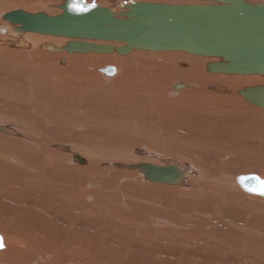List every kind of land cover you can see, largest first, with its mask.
Here are the masks:
<instances>
[{
	"label": "rangeland",
	"instance_id": "rangeland-1",
	"mask_svg": "<svg viewBox=\"0 0 264 264\" xmlns=\"http://www.w3.org/2000/svg\"><path fill=\"white\" fill-rule=\"evenodd\" d=\"M8 1H10L8 6H0V23L5 25L9 23L2 19V15L8 11L20 8L28 12L46 11L51 15H57L62 10L53 5L61 4L64 0ZM87 1H95L103 6L112 7L122 0ZM127 1L195 3L201 0ZM247 1L254 2V0ZM262 2L264 0H256L254 3ZM33 36L40 39L32 41ZM21 37L29 41L28 47L21 46L17 41L12 45L8 43L0 47V124L22 134L13 136L0 132V186L10 178H19L18 180L26 185L27 189H25L26 192L18 190L17 197L27 198V194L35 196L40 185L33 186L29 182L32 177L25 175V169L28 170V166L23 161L13 159L11 156L23 151L21 147L16 149L17 151H13L18 146L15 140L20 141L22 138L24 140L26 133L41 137L40 133H47L51 137L45 135L44 139L53 142L50 138L55 136L56 130L62 132V136L64 135L63 137L60 135V139L71 138V143H68L73 155L69 171L71 174V196L65 198L68 209L64 213H62V207L55 204L45 205L41 198L39 201L43 202L44 206L42 207L39 202L33 205L31 210L25 213L31 219L22 225L14 212L10 210L11 206L7 202H0V235L4 237L3 232L9 234L3 238L4 247L0 251L7 247L9 250L14 247L15 253L20 252L23 248H16L9 236L26 235L25 238L36 243L39 242V246H41L40 250L37 248L31 254V258L38 260V254L44 256L50 254L51 256H48L49 264H62V260L65 259H68L69 263L76 264H264V224L260 225L264 223V201L255 203L252 208L247 204V200L250 201L252 196L247 194L246 197L243 196L246 199L239 202L241 206H236L238 202H232L231 198H239L237 195L239 190L235 187V183L240 189L241 186L237 180L234 182V176L233 181L232 178L230 181L228 177L221 175L222 177L218 176L217 184H211L209 181H204L203 184L207 187L218 188V193L221 192L222 195H225L223 192L233 193L226 194L231 197V202H227L232 204L227 203V205L225 202L223 206L226 205V211L231 208L227 212L230 216L232 215L230 219L235 230L249 224L244 228L249 230L248 233L251 234L249 241L252 242H243L238 238L240 236L234 233L232 240V238H228L227 231H219L218 237L221 241L206 242L209 245H211L210 243L216 244L217 248L210 250L209 245L204 248L203 243L200 244L202 247L196 250L198 242L207 241V237L202 238L198 233L193 235L194 232L186 231L180 236L174 237L171 235L174 231L161 234L158 231L149 230H158L160 225L152 218L144 217L147 212L154 210L147 208L145 202L149 204L154 199L151 194L155 195L157 192L156 195L160 194L161 198L171 202L172 194L163 193L155 187H150V185L154 186L152 183H143L142 176L144 177V175L141 172H132L131 174V172H127L128 170H124L128 168L129 164L154 162L164 165L166 162H171L180 169L186 170L184 179L188 177H192V179L199 177L198 179H200L202 176L205 180H209L212 177H209L208 173L198 174L197 170L204 168L207 171L205 165L208 164V159H211L210 162L215 164L214 169L226 166L232 168L245 166L237 174L243 172L240 175H245L255 172L264 178L262 168L255 166L251 170L243 163L244 151L239 150L238 154L242 155L238 157H242L231 162L228 157L218 154L228 148H221L224 145L217 144L220 140L224 139L228 142L233 140L229 134L230 131L225 130V125L230 124L229 119H235V115L221 113L222 110H219L215 104H229L234 101L236 104V100H224L227 97L226 93L221 94L210 87L217 81L204 82L209 77L219 79L217 77L228 74L212 73L207 70V63L216 61L217 58L194 55L185 51L138 49H134L127 55L118 53L105 55L99 53L67 54L65 51L57 52L41 47L46 42L62 46L68 42L67 38L30 32ZM0 38L17 39L8 34H0ZM57 39L62 42L55 41ZM137 52L140 56L136 54ZM199 58L201 62L198 61ZM190 59L193 60L190 61ZM182 63L186 65L183 66ZM106 67L115 68L117 71H110L111 74L102 72L101 69ZM259 75L264 80V76ZM193 81L201 84L197 88H192L190 84L194 83ZM177 82H183L185 87L175 88ZM262 84L264 82H244L234 86L238 88L239 93L240 90H244L248 86ZM224 86L228 92H231L229 85ZM238 97L241 98L240 95ZM262 112L264 113V109ZM220 115H222L221 118ZM257 117L251 116L243 120H235L232 124H238L241 121L246 125L254 124L256 128L250 133L264 134V127L261 126L259 117ZM34 124L37 126L36 129L33 128ZM41 124L46 127H42ZM23 125L28 130L22 132ZM47 127L53 128L48 130ZM41 129L47 130L40 131ZM219 129L222 131L220 132ZM29 130H35V132ZM231 134H233L232 131ZM235 135L234 138H237L239 134ZM251 140V144L256 143L254 150L256 152H250L251 159L256 158V161L264 162V139L259 138L256 142L252 138ZM190 143H196L195 147L199 149L196 148L193 151L198 152H192L188 158H185L184 155H188L182 151L190 149ZM230 147L234 149V142ZM141 148H145L147 153L151 151L152 156L144 154ZM199 153L200 155L203 153V155L200 156ZM205 153L209 157L204 156ZM76 155L84 159V162L77 160ZM35 158L38 159V156L35 155ZM250 162L252 161L250 160ZM99 169L102 170L99 171ZM136 169L140 171L138 168ZM61 174L62 172H59V176ZM58 180L60 181V177ZM145 184H148L149 187ZM176 184L179 182H175L174 185ZM7 188L15 190L14 186ZM137 188L138 190H136ZM149 188L151 189L149 190ZM90 191L92 193H89ZM184 197L187 200L191 199V196ZM248 206L252 209H248ZM258 206L263 208L259 210L256 208ZM242 207L245 213L242 212ZM36 209L41 213L36 212ZM231 210L234 212H230ZM256 210L258 213H254L257 212ZM5 213L6 216H3ZM247 213H249L248 216ZM220 218L219 216L218 219ZM250 219L251 221H249ZM253 219L257 220L253 222ZM259 219L262 220L261 223ZM24 224L31 225L30 227L38 230L37 233L34 231L28 233ZM250 227L254 229L251 230ZM49 230L52 233H48ZM39 232H42V235ZM235 243L237 244L235 245ZM260 244L261 246H259ZM218 257L220 260L216 259ZM39 262L40 260L36 264Z\"/></svg>",
	"mask_w": 264,
	"mask_h": 264
},
{
	"label": "water",
	"instance_id": "water-1",
	"mask_svg": "<svg viewBox=\"0 0 264 264\" xmlns=\"http://www.w3.org/2000/svg\"><path fill=\"white\" fill-rule=\"evenodd\" d=\"M61 13L28 12L14 9L2 15L7 25L0 34L19 37L39 33L69 39L62 46L52 43L42 48L67 54L116 52L127 55L134 49L147 51L182 50L218 60L207 63L212 73L261 74L264 76V2L247 0H201L195 3H163L122 0L107 7L95 1L64 0L53 5ZM119 9H122L119 11ZM106 42L123 43L116 46ZM111 67L101 69L111 74ZM175 88L185 84L176 83ZM239 93L247 101L264 108V84L248 86ZM0 132L12 130L0 126ZM77 160L84 162L79 155ZM83 160V161H82ZM152 182H180L185 171L177 165L129 164ZM248 193L261 194L264 179L257 174L237 177ZM4 247L0 235V249Z\"/></svg>",
	"mask_w": 264,
	"mask_h": 264
},
{
	"label": "bare ground",
	"instance_id": "bare-ground-1",
	"mask_svg": "<svg viewBox=\"0 0 264 264\" xmlns=\"http://www.w3.org/2000/svg\"><path fill=\"white\" fill-rule=\"evenodd\" d=\"M170 1L172 2V1H177V0H170ZM181 1H183V0H181ZM255 1L256 0H254V2ZM167 2H168V0H167ZM9 4H10V1H8V0H3V1L0 2V6H8ZM121 10L122 9H119V11H121ZM0 25H5V24H1L0 23ZM13 37H15V36H13ZM16 38L17 39H14V38H12V39L11 38H7V39L0 38V47L3 44H8V43H11V45H12L13 42H16V41L23 47H28L30 45L29 41L27 39L25 40L21 36L16 37ZM39 39H40L39 37H35L34 38V36H33V39H31V40L32 41H36V40H39ZM55 41L62 42V40H60V39H57ZM47 43H52V42H46L44 44H47ZM109 43H111V44L113 43L116 46H119V44H121V46L124 45L123 43H115V42H109ZM44 44H42L41 47H43ZM52 44H54V43H52ZM56 44L57 43H55L54 45L56 46ZM172 51L181 52L182 50H172ZM141 52L142 51H140V53ZM113 53H116V52H113ZM138 53L139 52H137L136 54L138 55ZM108 54H112V53H108ZM141 54H143V53H141ZM143 55H145V54H143ZM138 56H140V55H138ZM106 58H107V56H106ZM194 58H198V57H194ZM192 60L193 59H190V61H192ZM198 61L201 62V59L199 58ZM182 64H183V66L186 65L185 63H182ZM114 70H115V68L114 69L113 68L110 69V71H114ZM116 71H117V69L115 70V72ZM259 76L260 75L257 74V73H254V74H232V73H228V74H224L222 77H217V78H219L221 80L215 79L214 77H209L206 80H204V82L207 83L208 81H217V83L211 84L210 87L215 89L216 92H219L221 94L226 93L227 97L224 100H236V104L234 103L235 101L232 102V103H229V104H224V103H220L219 105L215 104L216 106L219 107V110L220 109L222 110L221 113H227V114L235 115V119L234 118L229 119V121H230L229 123L230 124H226L225 125V130L226 131H230L229 134L231 135V137H233V140L231 142L225 141L224 139L220 140V142H218L217 144H220V146L224 145L221 148H226V147H228V148H226L225 151L223 149H222L223 151H221V152L217 151L218 154H220L223 157L224 156L228 157L230 159L229 162H231L233 160H239L238 158L242 157V156L238 157L239 155H242V154H238L239 150L244 151L245 152L244 153L245 159L243 160V163L249 167L248 169L252 170L255 166L256 167L258 166L260 169L262 168V173H264V162H258V161L255 160L256 158L255 159L254 158L251 159L252 157H251V153H250V152H252V153L256 152V151H254L256 149V145H255L256 143L255 144H251L252 143L251 138L254 139L255 142H256L259 138H263L264 139V134H261V133H250L251 130H254L256 128L254 126V124L246 125V123H243L242 121L239 122L238 124H235V123L232 124L235 120L239 121L240 119L243 120V119H246V118H250L251 116H256V117L258 116L259 120H260L259 122L262 124L261 126L264 127V113L262 112V109H264V108H260L259 106L255 105L254 103L247 101L244 96H242L240 93H238V88H236L234 86V85H237V84H240V83H244V82H247V83H260V82H262L263 83L264 80H262ZM193 82L194 83L190 84V87H192V88H197V86L201 84L200 82H196V81H193ZM232 82H235L236 84L232 83ZM181 83H183V82H181ZM224 85H229L231 87V89H229V90L231 92H234V93L228 92ZM62 87H63V85H62ZM238 95H240L241 98L238 97ZM179 99H182V98L179 97ZM256 106L259 107L260 109L257 108ZM185 110H187V109H185ZM184 115H185V113H184ZM221 116L222 115H220V118H221ZM65 119H67V118H65ZM217 119H218V116H217ZM70 120H71V118H70ZM219 122H221V121H219ZM223 122H224V120H223ZM224 123H226V122H224ZM41 125H42V127H46L44 124H41ZM0 126H2V125L0 124ZM36 127H37L36 124H34L33 128L36 129ZM39 127H41V126H39ZM53 127H51V128L47 127V129L50 130ZM55 127H57V126H55ZM6 128H8V127H6ZM216 128H217V125H216ZM216 128H214V129L216 130ZM8 129H10V128H8ZM47 129H41L40 131L47 130ZM10 130H12V129H10ZM26 130H28V129L26 127H24V125H23L21 127V131L23 132V131H26ZM29 131L30 132H35V130H29ZM219 131L221 132L222 130L219 129ZM231 131L233 132L234 135L236 133H237V135L239 134L238 137L234 138V135L231 134ZM61 133L62 132H57L55 130V136L53 138H50V139L53 140V142H50V140H45L44 139L45 135L51 137V135H49L47 133H45V134L44 133H40L42 135V137L26 133V135L23 134L24 137H25L24 140H22L23 138L20 141H16L15 140V142L18 144V146L13 151H15L16 149H18L20 147L23 149V151H21L18 154H12V155L10 154V155L12 156L13 159H16V160L21 161V162L23 161L24 164L28 166V170L25 169V175H27V177L28 176L32 177L31 179L29 178L30 179L29 182L33 186H37L38 187L40 185L38 192L35 193V196L27 194V198H20V197H17V195H16L18 190L26 192L25 189H27V186L23 185L21 183V181L18 180L19 179L18 177H17L18 179H16V178L8 179L0 186V202H7L11 206L12 209H10V210L12 212H14V214L18 217V219L20 220L19 223L21 225L24 222H27L28 220L31 219V218H28L25 215V213L27 211H30L31 208L33 207V205H36V204H38L37 202H39V203H41L42 207L44 206L43 202L39 201L41 198H42V200H44L45 205L46 204H55L57 206L62 207L63 208V212L62 213H64L68 209V204H67L65 198H68L69 196H71V174H70L69 171H70V164H71V159H72L73 155L71 154V150H72L70 148L71 146L69 147V144H68V143H71V138L70 139H66V137H65V139H63V140L60 139L59 136L61 135ZM10 134H12L13 136H19V135L21 136L22 135L19 132H15L14 130H12V133H10ZM222 135H223V133H222ZM237 135H235V136H237ZM63 136L61 135V137H63ZM259 141H262V140H259ZM233 142H234V146H235L234 149L230 147ZM35 146H37V147H35ZM189 146H190V149H185V150L182 151L184 154L188 155V156L184 155L185 158H188L191 155V153L194 152L196 148H198V147H195L196 143H194V144L190 143ZM119 149H121V148H119ZM186 150H188L190 152H187ZM205 150L207 151V149H205ZM208 150H210V149H208ZM13 151H11V152H13ZM75 151H76V149H75ZM141 151L144 154L147 153V150L145 148H141ZM196 152H198V151H196ZM196 152H194V153H196ZM217 152H216V154H217ZM205 154L206 155H204V156L209 157V155L207 153H205ZM35 155L38 156V159L35 158ZM148 155L152 156L151 151H149L147 153V156ZM199 155H200V153H199ZM201 155H203V153ZM192 157H190V158H192ZM216 157H218V156H216ZM261 158H263L262 155H261ZM107 159L109 160V158H107ZM213 159H214V156H213ZM208 160H209L208 164L205 165V167H207V171L204 170V168H203V169H201L199 171L197 170V172H198V174L208 173V176L212 177V179L205 180L202 176L200 177V179H198L199 177H195L193 179H192V177H188L187 179L183 178L179 182V184H176V185H174L175 183H164V182L147 181L148 179H146L145 176L144 177L142 176V174L144 175V173L141 172V171H138L136 168H130V169L126 168L124 170H128L127 172L128 173L131 172V174H132V172H136V173L137 172H141L142 174L141 173H139V174L144 179L143 183H152L154 186L150 185V187H153V188L155 187V189H157L158 191H163V193L166 192L168 194L170 193V195L172 194L170 196L172 201L170 202V201H167V200L161 198L159 196L160 194L156 195V194H158V192L156 193L154 191L156 194L155 195H153L154 193L151 194L154 197V199H152L149 202V204L147 202H145L147 208H152L154 210L147 212L144 215V217L145 218H152L154 220V222H156L157 224L160 225L158 230L149 229L152 232H157L158 231V233H161V234L166 232V234H167L169 231H174V233H171V235H173L174 237H177V236H180L183 232L186 231L188 233L194 232L193 235L198 233V234H200L202 236V238L207 237V241H205V242H202V241L198 240L199 242L196 245V248H195V245H194V248L196 250H199L202 247L200 244L204 243V248H205V247H207L209 245V243L207 244L206 242H211L212 241L214 243H217V242L221 241V239L218 237V232L219 231H227V233L229 234V237H228L229 239L232 238V240H233L232 235L234 233V234H237L238 236H240L238 238H240L243 242L251 243L252 241H249L250 240L249 236H251V234L248 233L249 230H246L247 228H244V227H246L249 224L247 223L246 226H243V227L241 226V228H238L237 230H235L234 227L232 226L233 222L230 219V218H232L231 217L232 215L230 216V214L227 212L231 208L226 211V205L223 206V204L225 202H226V204L227 203L232 204V203H230L231 202L230 201L231 197L226 195V194H229L231 192H229V193L228 192L227 193L223 192V194L226 195L225 196V195H222L221 192L218 193V191H219L218 188H212V186L211 187H207V186H205L203 184L204 181H209V182H211V184L212 183L217 184V181L219 179L218 176H221V175H223L224 177H228L230 179V181H231V178H232V181H233V176H234L235 177L234 182H235V180H237V177L240 174L243 173V172H240V174H237V172L238 171H242L245 166L243 168L241 166L240 167H234V168H232L230 166L229 167L226 166V167H220L221 169L220 168L214 169V167H213L215 165V164H213L214 162H210L211 159H208ZM250 160L252 162H250ZM145 163L158 165V164H156L154 162L153 163L152 162H145ZM252 163H257L258 165L251 166L250 164H252ZM217 164L218 163L216 162V165ZM160 166H162V165H160ZM123 168H125V167H123ZM89 169H90V166H89ZM119 169H121V168H119ZM100 170H102V169H99V171ZM217 170H219V172H217ZM184 171H186V170H184ZM256 171H258V170H256ZM59 172H62V174L60 176H59ZM244 173H247V172H244ZM236 174H237V176H236ZM253 174L259 175L258 173H255V172ZM123 175H124V173H123ZM20 176H22V175H20ZM58 177H60V181L58 180ZM35 178H37V180H35ZM261 178H263V177H261ZM24 183H26V182H24ZM9 186H14L15 190H10L9 188H7ZM28 186H30V185H28ZM145 186L149 187L148 184H145ZM225 186L228 187L227 185H225ZM225 186H223V187H225ZM235 187L238 188V190H239V192H237V195H238L239 198L238 199L231 198V199H232V202H238V203H236V206L237 205L239 207L241 206L239 204V202L240 201H244L246 198L244 199L243 196H245L247 194H249V196H252L250 201L247 200V204L249 206H251V207L255 203L259 202V201H264V196H262V195L248 193L245 190H243L242 187L240 189L236 185V183H235ZM135 188H136V186H135ZM119 189H121V188H119ZM147 189H145V190L147 191ZM150 189L151 188H149V190ZM29 190H30V188H29ZM125 190H123V191H125ZM136 190H138V188ZM140 190H142V188H140ZM130 192H132V191H130ZM89 193H92V192L90 191ZM231 194H233V193H231ZM231 194H229V195H231ZM137 195H139V194H137ZM235 195H234V197H235ZM184 196H191V199L187 200V199H185ZM178 198H180V199H178ZM46 201H47V203H46ZM52 201H55V202H52ZM227 201H230V202H227ZM244 203H246V202H244ZM78 206H77V208H78ZM222 206H223V208H222ZM249 206L247 208L251 210L253 207L251 208ZM256 208L261 210L263 207L258 206ZM36 212H39V210L36 209ZM230 212H234V211L231 210ZM242 212H244L243 211V207H242ZM249 212H251V211H249ZM39 213H41V212H39ZM238 213H237V215H238ZM254 213H258V211L254 212ZM231 214H233V213H231ZM248 214L249 213H247V216H248ZM31 215H34V214H31ZM3 216H6V213L3 214ZM36 216H38V215L36 214ZM219 216L221 217L220 219H218ZM236 217L237 216L235 215V218ZM249 218H250V216H249ZM251 219L249 221H251ZM260 219H259V221H260ZM255 220H257V219H255ZM255 220L253 219V222H255ZM246 221H248V220H246ZM261 221H260V223H261ZM62 224H64V223H62ZM263 224L264 223H262L260 225H263ZM24 225H25V230H27L28 233H30V231H34V232L37 233L38 230L36 231L33 227H30L31 225H29V224H24ZM88 225H90V224H88ZM67 226H69V225H67ZM252 229H254V228L252 227L251 230ZM235 231H238V233H235ZM239 231H241V232H239ZM39 233L42 235V232H39ZM48 233H52V231L49 230ZM6 234H8V232H3L4 237H5ZM25 237H26V235H22L20 237H17V236H12L11 237V236H9V239H11L13 241L14 246L16 248H23V249H21L20 252H18V253H15V248L14 247L11 248L10 250L8 249V247H7V249L6 248L3 249L2 251H0V260H1L0 263L7 262L6 264H36L37 261L40 260V262L38 264H49L48 256H51L50 254H48V255L45 254L46 256H44L42 254H38V260H36L35 258H31V254L34 251H36L37 248L40 250L41 246H39V242L38 243L33 242L31 239H28V238H25ZM158 238H160V237H158ZM237 241H240V240H237ZM214 243L213 244L210 243L211 244V245H209L211 247L210 250L211 249L213 250L214 248H217V246L215 247L216 244H214ZM231 243H232V241H231ZM236 244L237 243H235V245ZM252 244L254 245V243H252ZM191 245H192V243H191ZM259 246H261V244ZM176 248H178V247H176ZM194 248L192 247V249H194ZM252 248L255 249V247H252ZM208 253L210 254V252H208ZM217 253H218V251H217ZM101 255H102V253H101ZM103 256H104V254H103ZM216 259L218 260L219 257L216 258ZM175 261H177V260H175ZM213 263H214V261H213ZM62 264H76V263H69V260L65 259V260H62Z\"/></svg>",
	"mask_w": 264,
	"mask_h": 264
},
{
	"label": "snow or ice",
	"instance_id": "snow-or-ice-1",
	"mask_svg": "<svg viewBox=\"0 0 264 264\" xmlns=\"http://www.w3.org/2000/svg\"><path fill=\"white\" fill-rule=\"evenodd\" d=\"M261 194H264V190L261 191Z\"/></svg>",
	"mask_w": 264,
	"mask_h": 264
}]
</instances>
